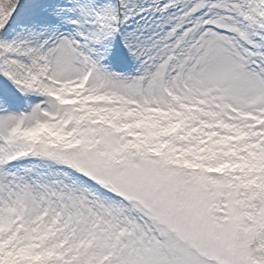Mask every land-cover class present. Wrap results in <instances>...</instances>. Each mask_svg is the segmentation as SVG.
Segmentation results:
<instances>
[{
    "label": "snow or ice",
    "instance_id": "obj_1",
    "mask_svg": "<svg viewBox=\"0 0 264 264\" xmlns=\"http://www.w3.org/2000/svg\"><path fill=\"white\" fill-rule=\"evenodd\" d=\"M0 264H264V0H0Z\"/></svg>",
    "mask_w": 264,
    "mask_h": 264
}]
</instances>
